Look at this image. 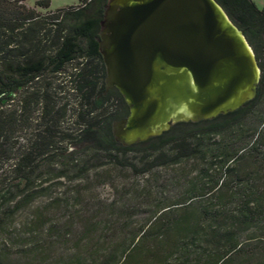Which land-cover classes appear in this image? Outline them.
<instances>
[{
    "label": "trees",
    "instance_id": "trees-1",
    "mask_svg": "<svg viewBox=\"0 0 264 264\" xmlns=\"http://www.w3.org/2000/svg\"><path fill=\"white\" fill-rule=\"evenodd\" d=\"M216 1L254 52L255 96L125 146L97 41L107 0H0V264H264V5ZM68 66L71 126L51 79Z\"/></svg>",
    "mask_w": 264,
    "mask_h": 264
},
{
    "label": "water",
    "instance_id": "water-1",
    "mask_svg": "<svg viewBox=\"0 0 264 264\" xmlns=\"http://www.w3.org/2000/svg\"><path fill=\"white\" fill-rule=\"evenodd\" d=\"M100 26L105 90L128 106L111 130L125 146L255 96L254 52L216 0H107Z\"/></svg>",
    "mask_w": 264,
    "mask_h": 264
},
{
    "label": "rangeland",
    "instance_id": "rangeland-1",
    "mask_svg": "<svg viewBox=\"0 0 264 264\" xmlns=\"http://www.w3.org/2000/svg\"><path fill=\"white\" fill-rule=\"evenodd\" d=\"M35 1L36 0H24L23 4H25L27 7H34L35 6ZM255 5L257 6V8L261 9L262 6L264 5V0H252ZM80 6L81 2L80 0H49V5H48V9L49 10H56L58 8H64L66 6ZM37 11H39V13L42 15H45L47 12V9H42V8H36ZM68 70L65 73H61V74H56L53 75L51 77V79L54 82H60L59 84H61L62 86V90L63 92L60 93L61 96H63L65 99H63V101H65L68 105V111H67V115H66V124L71 126L73 125V116H72V112H74V110L76 109V101L74 96L70 93L69 89V82H68V73L70 71H72V69L70 70V66H68ZM57 84V83H55ZM56 86V85H55ZM63 94V95H62ZM72 116V117H71ZM60 186V185H59ZM59 186L54 185L51 187L50 192L52 194L54 193H60L62 190L61 188H59ZM97 194L99 195L100 198L102 199H110L115 195V190L112 189L111 187L107 186V185H103L97 188L96 190ZM44 200H46V197H41L37 200L36 204H40L41 202H43ZM24 214L20 213L17 215L16 217V221H18L19 219H23ZM52 261H49V263H51Z\"/></svg>",
    "mask_w": 264,
    "mask_h": 264
}]
</instances>
